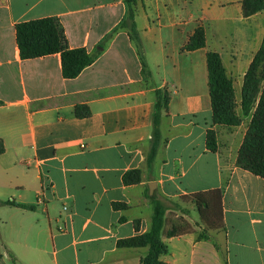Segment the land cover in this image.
<instances>
[{"label":"crops","instance_id":"0c3cea01","mask_svg":"<svg viewBox=\"0 0 264 264\" xmlns=\"http://www.w3.org/2000/svg\"><path fill=\"white\" fill-rule=\"evenodd\" d=\"M243 1L132 0L129 27L126 0H0V201L34 207L0 205V264H142L146 246L117 243L149 231L152 195L202 199L217 228L162 236L163 263L264 264V179L236 164L245 128L213 124L206 66L217 52L239 103L264 41V11L245 17ZM47 17L96 55L75 79L59 54L20 58L15 25ZM198 26L205 47L184 51Z\"/></svg>","mask_w":264,"mask_h":264},{"label":"trees","instance_id":"16d2710c","mask_svg":"<svg viewBox=\"0 0 264 264\" xmlns=\"http://www.w3.org/2000/svg\"><path fill=\"white\" fill-rule=\"evenodd\" d=\"M129 5V12L125 24L133 27V12L131 9L132 0H126ZM259 11H264V0H244L243 15L251 16ZM16 42L19 49L20 58L23 60L41 58L48 55L59 54L61 58V73L64 79H75L86 67L92 64L95 54H89L83 47L69 49L63 28L59 20L55 17H47L37 20L21 22L15 25ZM205 47V32L202 26H198L187 43L184 45V51H195ZM262 65L260 77H255L256 69ZM207 78L209 96L211 99L213 124L220 126L234 127L238 126V120L234 112H229L225 116L218 112L216 100L221 102L234 99L232 81L226 75L220 55L217 52L209 51L206 54ZM264 81V41H262L258 52L253 57L249 69L245 73L243 86L241 90L240 108L244 115H248L255 104L256 95L260 92L256 109L251 117L249 126L243 138L242 144L237 153L236 164L238 167L249 171L253 175L264 179V88L259 91V83ZM157 100L153 114V142L150 148L149 160L152 159L157 147L159 146L158 122L162 109L168 104L167 94L156 92ZM83 107L77 106L75 112L80 116ZM86 115H88L86 113ZM206 150L216 153L218 144L216 134L213 129L206 133ZM2 147H0V153ZM126 173L123 182L128 184ZM222 193L219 189L212 192L213 208L215 213L221 217ZM153 208L151 226L144 235L118 241V247L135 248L146 246L148 251L142 259V264H165L160 261V256L167 253V246L162 241L163 228L166 222L167 208L162 202L154 197H149ZM0 205H11L25 210H33V206L16 204L13 201H0ZM200 222L202 230L198 235L200 239H208V231L211 225L203 214L200 213ZM194 232L193 229H182L171 236H178Z\"/></svg>","mask_w":264,"mask_h":264},{"label":"rangeland","instance_id":"374dc122","mask_svg":"<svg viewBox=\"0 0 264 264\" xmlns=\"http://www.w3.org/2000/svg\"><path fill=\"white\" fill-rule=\"evenodd\" d=\"M262 71V65H259L255 72V77H260ZM264 88V81H260L259 83V91ZM260 96V92L256 95V102L253 105L251 111L248 115H244L241 108H240V102L235 103V98L231 99L229 101L221 102L220 100H216V109L218 112L222 113L223 116L228 114L230 111L234 112L239 125L234 126L238 127L237 129L242 132V128H245V131H247V128L249 126V122L251 120V117L256 109L258 98ZM222 127H228V126H222ZM236 135H239V132H236ZM246 133V132H245ZM150 197V196H148ZM155 199L162 202L164 205H168L171 207L172 211L168 212L166 215V222L163 228V236L170 237L169 235H174L178 231L182 229H188L191 227V229H196L197 235L201 232V230L198 229V226L202 227L200 222V213L204 215L208 223L211 225V228L213 229L215 233V224H213L211 221H209L206 217L207 213V205L204 203L202 199H196L191 197H182L177 201H169L170 203H166L164 201V198L160 197L159 195H152ZM208 198V196H206Z\"/></svg>","mask_w":264,"mask_h":264}]
</instances>
